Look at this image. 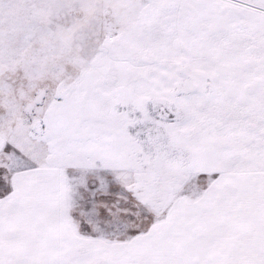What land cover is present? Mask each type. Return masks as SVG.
<instances>
[{"label":"snow or ice","instance_id":"1","mask_svg":"<svg viewBox=\"0 0 264 264\" xmlns=\"http://www.w3.org/2000/svg\"><path fill=\"white\" fill-rule=\"evenodd\" d=\"M0 264H264V0H0Z\"/></svg>","mask_w":264,"mask_h":264}]
</instances>
